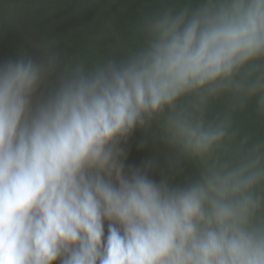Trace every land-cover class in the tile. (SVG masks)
Returning <instances> with one entry per match:
<instances>
[{"label": "clouds", "instance_id": "clouds-1", "mask_svg": "<svg viewBox=\"0 0 264 264\" xmlns=\"http://www.w3.org/2000/svg\"><path fill=\"white\" fill-rule=\"evenodd\" d=\"M250 106L264 117V0H197L90 70L0 60V264H264V142L234 127ZM137 132L194 178L129 164Z\"/></svg>", "mask_w": 264, "mask_h": 264}, {"label": "water", "instance_id": "water-1", "mask_svg": "<svg viewBox=\"0 0 264 264\" xmlns=\"http://www.w3.org/2000/svg\"><path fill=\"white\" fill-rule=\"evenodd\" d=\"M197 0H0V60H54L57 75L120 63L148 43V25L191 8ZM55 77L53 78L54 82ZM50 82V83H51ZM234 127L249 143L264 142V117L254 107L234 114ZM128 163L150 165L154 179L180 185L196 164L169 148L156 132H137L127 145Z\"/></svg>", "mask_w": 264, "mask_h": 264}]
</instances>
